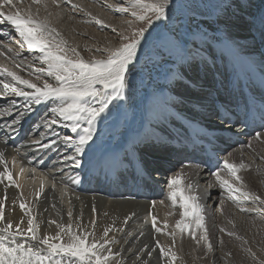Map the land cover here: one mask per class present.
<instances>
[{"label":"bare ground","instance_id":"6f19581e","mask_svg":"<svg viewBox=\"0 0 264 264\" xmlns=\"http://www.w3.org/2000/svg\"><path fill=\"white\" fill-rule=\"evenodd\" d=\"M87 1L92 2V4L87 3ZM122 1L123 0H119L118 2L121 3ZM175 1L176 0H174V3ZM226 1H228V3ZM110 2L107 0H86V2L84 0H70V2L69 0H58L59 6H57L52 3V0H42V3L40 4H35L32 0H13L12 6H6L14 14L16 12H20L22 15L33 14L38 15L39 19L47 20L49 24L61 34V37L67 41V47L75 48L83 59L87 61L91 60L93 57L96 59H106L107 57H101L100 52L102 50L108 52L109 50L114 49L113 45L116 40L110 35L111 30L108 29L109 27L107 26L112 23V14L117 13L118 15H121V13L117 10L120 8V5L117 6ZM238 2H240V0L216 1L217 8L209 13L205 19L206 21L204 20L206 24H208L207 27L205 25V30L200 31L199 33L196 32V37L193 39V42L186 41L185 47L180 52V58L174 55L177 61L170 62V65L165 64V68L163 69H166L169 73L167 77L163 79V83L167 84L166 87L160 89L146 86L150 97L164 95L166 92L170 91H176L179 93L184 91L189 95H197L196 91L192 89L190 85H185V80H182V78L190 80L196 77L197 82L202 79L198 74L200 71L199 67L205 66L207 60L213 59V53L218 52L220 46L223 45V50H226V47L231 44L239 45L245 41L247 35L248 37H253L255 40L258 39V42H262L259 28L260 14L263 11L256 13V10L249 9L248 5L253 3V5L258 8L257 11H261L264 8V0H246V5L243 7L244 11L234 9ZM228 5H231V7L228 8ZM100 6L103 9L99 8ZM78 8L83 11L85 10L84 17H79V14L82 11L78 12ZM104 9L108 10L109 13H105L104 11L106 10ZM101 11H103L104 14ZM224 13H226V15H223ZM193 16L191 18H193ZM253 17L255 18V26L250 27L248 21L253 19ZM96 19L101 20L102 23H95ZM198 20L201 19L199 18ZM222 20L226 21V24H220V21ZM79 22L88 24L85 31L81 29ZM114 22L116 21H113V23ZM213 23H216V26H218L216 30L210 28ZM234 26H238L242 29L236 31L234 30ZM219 28L220 30H218ZM102 29L103 33H101ZM210 29L211 31L213 30L215 37L208 38L209 34H212V32L209 31ZM77 33H81V37L87 35L93 40V45L90 44L89 46L88 43V45H86L93 51L90 50L89 52L86 47L87 52H82L84 50H82L78 42L81 40L78 38V41H76L77 39H75ZM155 36L156 32H152L149 39H152ZM19 39L18 36V38H14L10 41L8 48L12 49L11 52L6 48L7 54L5 56L4 69L16 73L23 79L31 80L32 82L37 83L38 86H42L44 79H47L49 83L55 84L56 82L53 78L35 71L37 68L47 67L38 59L41 54L35 50H28L26 45L21 47V45L17 43ZM187 42H189V44H187ZM145 45L146 44L142 41L141 47L138 49L140 60L136 67L144 63V59L147 58L145 55L148 46L144 48ZM97 49H99V51H97ZM256 52V47L251 45L240 53L242 58L245 57V54L251 55V57L247 58L244 62L246 69L256 66L257 61L252 60L254 57L253 55ZM17 53H19V55H17ZM69 56H72L71 52H69ZM160 69L162 68L160 67ZM37 75L41 76V80L36 79ZM3 76V83H12L19 87L20 84L13 81L11 77L6 74H3ZM143 84L146 85L153 83L150 82V79H145ZM24 87L25 86L21 85V88ZM97 87L101 86L97 85ZM25 90L32 91L27 88H25ZM138 102L144 104V100L140 97ZM147 104L150 105L148 112V114H150L156 103L151 104L149 99ZM144 117L145 114L143 112L138 114L135 119H128L127 122L121 117L117 121L116 126L139 128L141 120ZM98 125L99 124L96 126ZM30 149L34 151L30 154V156H32L30 158L37 159L38 156L35 155V153L38 152L36 151L35 146L31 144ZM63 153L66 154L64 151ZM61 159L62 156L59 157V160ZM58 166L59 168H56L55 170L57 171H54V173L57 182L60 183L63 177L58 171H62L67 175L72 174L66 165H60V163H58ZM173 166L175 165L170 164L168 168H172ZM15 168L18 171V178L20 181L18 185L23 190L22 194H26V189L29 186L27 184L39 185L42 182L43 189L46 188L45 184L47 183L56 185V183L51 181L45 182L44 184L43 181L46 179L45 176L39 173L36 169H33L35 172L33 176L31 175V177H27V171L30 168L27 166H21L19 161L15 162ZM21 168H23L22 173ZM3 170L4 165L0 164V171ZM177 170H179L183 176L193 175L192 184L195 187H199L207 181L206 170L202 171V168L199 175L195 174L192 170L185 168H177ZM0 179H2V182H0V201L3 202L5 216V221L0 222V227H4L7 221H11L13 224V232H15V225L18 223L21 228H26L27 219L29 218L27 211L29 209L31 211V216L35 217V222L39 225L40 231L38 232V235L41 237L45 234L54 235L58 230L55 224H49V221L51 220H55L60 224L72 223L73 231H77V225H80L81 231L86 228L89 232L92 227L91 222L95 221V235L97 238L102 235L104 228H111L108 239L114 238V242L109 246L112 248L113 253H116L111 264H145V262H147V264H192L191 261L195 264H218L219 262V264H222L221 261H224L227 258H229L228 260H233V262L240 260L239 257L242 259L244 257L248 258V261H251V259L262 260L264 258V255L261 256L258 251H256V247L253 243L258 236L264 242V228L262 226L264 223V211L261 210L264 209V205H261L258 201L251 198L244 200L241 197L237 202V209L239 211L233 212V208H228V204H232L233 200L229 198L230 194L227 189L222 188L221 186L219 188V184H215L211 190L213 193L212 197L215 199L216 204H213L207 218L203 219L204 228L197 230L195 220L183 217V222L191 225V228L189 229L190 231L197 230L198 239L204 235L206 229L208 240L212 245L211 250H209L208 247H204L206 242L203 240H200V243L197 244L196 239L184 237L182 240L174 236L164 226L158 227L156 226L157 224H155V227H153V224L151 225L152 221L150 220V215L155 214L157 217V210L159 207H151L149 210V206L146 203L133 200H104L100 203L87 195L81 196L78 199L72 198L71 200L68 198H60L59 200L56 197L48 199L46 195L49 191L43 194L40 193L39 197H37L36 192L38 190L25 201L23 200V197H21V193L18 192V189L15 188V185H13L6 176ZM56 186L58 188L62 187L61 185ZM241 189L244 192L251 193L252 196L259 195L264 199V176L251 175L247 177L243 181V188ZM217 194L220 195L216 197ZM236 195L240 196L238 193H236ZM20 203H25L27 208L21 210L19 207ZM65 205H67L69 209L70 207L73 209L71 218H69L68 212H66L63 207ZM255 207H257L258 210H255ZM242 208L247 209V211H243L245 216H242L241 214L243 213L241 211ZM93 209H95V211H93ZM150 211L151 213L149 214ZM162 216L166 218L164 215H161V217ZM175 216L178 221L182 219V214L177 213ZM21 220H23V223H21ZM125 220H127L126 223ZM157 229H160V231H157ZM221 229H224L223 236L219 232ZM158 232H160V237L157 236ZM229 232L233 233V235H229ZM246 232H248V236L245 234ZM161 239L165 240L166 244H164L165 242L163 243ZM65 240H67V237H65ZM243 242H246L245 248H242L244 245ZM248 244H250L251 247L248 246ZM160 248L166 250L170 249L175 252L177 259L173 262L170 257L163 256L160 252ZM180 250L183 251L180 252ZM192 250L195 252L193 253ZM149 251H151V256L147 254ZM183 252H185L186 255L182 254ZM252 253H255V256H253ZM242 259V262H240L241 264H243ZM226 263L227 262L225 261L224 264Z\"/></svg>","mask_w":264,"mask_h":264},{"label":"snow or ice","instance_id":"6c2138e0","mask_svg":"<svg viewBox=\"0 0 264 264\" xmlns=\"http://www.w3.org/2000/svg\"><path fill=\"white\" fill-rule=\"evenodd\" d=\"M35 4L42 3V0H32ZM70 2V0H69ZM131 4V15L142 22V26L138 27L131 36L121 35V39L128 41L122 43L118 48L109 50L106 59L84 60L75 48H68L61 34L52 27L45 19H39L38 15L28 14L22 15L20 12L15 14H6L0 11V24L11 25L15 33L18 34L17 43L27 46V49L38 51L41 55L38 57L40 62L47 67L37 68L35 71L40 74H46L56 82L49 83L47 79L43 80L42 86L7 69L0 70V75L6 74L13 81L24 88L17 87L16 84L3 83V89L6 92L16 96L23 97L25 103L17 108L15 100L9 101L11 106L16 109L11 125L20 124L26 117L34 112V106L41 105L45 101L52 100L56 106L50 108L52 114L49 119L45 114L41 117V124L38 127L51 128L52 125L59 121L57 117L63 121H70L65 127H70L71 132L77 133L78 140L73 141L71 136L61 137V142L65 144H76V152L82 154L85 145L93 140V126L102 115L109 110V106L116 100L125 99V89L129 86L128 76L136 72V65L140 60L138 49L141 47L142 41L151 48V56L157 63H168L173 55L179 53L186 42L181 41L176 33L168 27L163 21L170 19L169 10L174 5V0H129ZM53 4H58V0H52ZM12 6L13 0H3L0 3V9L5 6ZM246 5V0H240V7ZM231 7V5H228ZM121 12H129V8L120 7L117 9ZM139 10V11H137ZM160 22V23H158ZM95 23L101 24L99 19ZM250 27L255 26V18L248 21ZM260 36L264 39V12L260 14ZM152 32H156L154 40L149 39ZM11 52L12 49L8 48ZM99 51V49H97ZM69 52L72 56H69ZM19 55V53H17ZM75 57V58H73ZM37 80H41V76H36ZM100 85L101 87H97ZM25 88L32 91H26ZM5 113L0 112V115ZM7 115H12L8 112ZM81 121H86L87 127H81ZM78 129L80 130L78 132ZM164 130L162 129V132ZM264 136L262 133H256V139L260 140ZM42 148H51L56 144L55 140L43 143L40 140L33 141ZM251 145H249L250 147ZM75 161V166L79 167L81 161L76 157H69ZM15 163V161H13ZM0 164L4 165V170L0 171V178L7 179L15 185L12 173L8 168L5 154L0 152ZM225 168L231 173L237 182L241 184L243 181L237 174L241 169L246 167L242 162L237 165L229 161L224 162ZM23 168H21V173ZM216 179L222 188H226L229 192V198L237 201L242 197L244 200L253 199L264 205V199L259 195L252 196L249 192L242 191L241 187H236L229 180L224 179L219 173H215ZM2 182V179H0ZM182 183L180 174L173 177L170 181L169 199L173 205L176 203V197L179 194L181 203L180 207L184 209L182 219L176 222V227L181 231L190 229L191 225L183 222V217L191 216L195 220L197 228H204L201 215V206L196 202L195 196H185L184 189L179 188ZM19 187V185H15ZM188 185V188H191ZM43 185H41V190ZM236 193H240L237 196ZM37 192L36 196L39 197ZM21 210L27 208L25 203H20ZM95 211V209H93ZM247 211V209H241ZM29 218L27 219L26 228H21L20 224L15 225V232L12 231L13 224L7 221L4 227H0V264H111L113 257L112 248L109 246L114 242L108 239L111 228H104L102 235L97 238L95 235V221H92L93 231L89 232L86 228L82 231L81 226L77 225V231H73V224H60L55 220L49 221V224H55L58 229L54 235L45 234L42 237L38 235L40 231L39 225L35 222V217L31 216L30 209L27 211ZM69 218L72 217V211L68 212ZM156 218L153 217L152 223L155 227ZM5 221L4 205L0 201V222ZM127 220H125V223ZM23 223V220H21ZM160 231V229H157ZM224 231V229H221ZM197 244L200 240L207 243V247L211 250V243L208 242V235L205 229L204 235L199 239L196 238L195 232L190 233ZM229 235L233 233L229 232ZM24 238L18 240L17 237ZM67 237V240H65ZM91 237V239H90ZM160 252L165 257H170L174 262L177 259L176 253L170 249L160 248ZM151 256V251L147 253ZM255 256V253H252ZM147 264V262H145ZM264 264V262H262Z\"/></svg>","mask_w":264,"mask_h":264},{"label":"rangeland","instance_id":"374dc122","mask_svg":"<svg viewBox=\"0 0 264 264\" xmlns=\"http://www.w3.org/2000/svg\"><path fill=\"white\" fill-rule=\"evenodd\" d=\"M84 1L86 2V0H84ZM107 1L108 2L112 1L110 3H113L114 5H117V6L120 5L119 7L129 8V12H123L122 13L120 11L121 15H118L117 13L112 14L113 15L112 16V23L107 26V27H109L108 29L111 30L110 35L114 37V40H116V41H114L115 43L113 45V48L116 49L122 43L128 42V41L122 40L121 39V35H127V36L130 37L131 34L133 33V31H135L138 27L142 26V22H140L139 20H137L136 18H134L131 15V4H130L129 0H123L121 3L118 2L119 0H107ZM216 1L217 0H214V1L213 0H176L175 3H174L175 7L171 8V11H170V14H169L170 19L167 20L165 24H167L168 27L171 28L176 33V35L178 36V38L181 41H184V42H186V41L193 42L194 41L193 39L196 37L195 36L196 35V32L199 33L200 31L205 30V25H206V27L208 26V24H206V22H205L206 21L205 19L209 15V13H211V11H214V9L217 8ZM87 3L92 4V2H89V1H87ZM212 3H214V4H212ZM236 6L239 8L240 7V2H238L236 4ZM99 8H101V6ZM79 9L80 8L77 9L78 12L79 11L80 12L82 11L81 12L82 14L80 13L79 14V17L80 16L81 17H84L85 10L83 11V10H81V9L79 10ZM101 9H103V8H101ZM70 10H71V8H70ZM104 10H106V9H104ZM106 11H104V12L108 14L109 13L108 10H106ZM137 11H139V10H137ZM101 12L104 14L103 11H101ZM198 15H200V16H198ZM223 15H226V13H224ZM192 16H193V18H191ZM194 18H197V19H194ZM199 18L201 20H198ZM113 21H116V22L113 23ZM203 23H204V25H203ZM82 24L83 25L85 24V25L83 26ZM220 24H226V21L222 20V21H220ZM79 25L81 26V29H83V31H85L86 30V26L88 24L87 23H84V22H82V23L79 22ZM216 25H217L216 23L215 24L213 23L210 26V28H213L214 29V27ZM234 28H236V26ZM236 29H239V28H236ZM209 31H211V29ZM101 33H103V29L101 30ZM81 35H82L81 33H77V35L75 37V39H77L76 41H78V38H79V40H81V41H78L79 44H80V46H81V48H82V50H84V51H82V50L81 51L82 52H85V51L87 52V48H88V51L89 52H90V50L93 51L91 48H89L88 46H86L88 44H89V46H90V44L93 45V43H92L93 40L90 39V37L87 36V35H85V36L83 35V37H81ZM209 35H211V33ZM189 38H191V39H189ZM83 39H85V40H83ZM89 42H91V43H89ZM73 43H75V42H73ZM81 43H83V44H81ZM185 45H184V47H185ZM146 46H148L147 47L148 49H147L146 55H145V56H147V58H145V61H144L145 65H143L141 69L137 68L136 69V72L134 74L130 75L129 78H127L130 83H129V86L125 89V93H124L125 95H134L135 94L134 91L141 92L142 91V88L141 87H142V84H143V82H144L145 79H150V82L151 83L157 84V85L161 86L162 85L161 84L162 77L159 76V75L162 72H163V74L165 73L166 69H163V68H165L164 67L165 64H169L172 61L173 62L174 61H177L176 58L173 55V59H171L170 62H168V63H157V62L154 61L153 57L151 56V48L147 44L144 46V48ZM180 52L177 53V54H175V56L180 58V56H181V53ZM108 54H109V51L107 52L106 50H102L100 52L101 57H107ZM160 67L162 69H160ZM137 100H139V97H137ZM117 101L118 102H126V103H128V100H127L126 96H125V99H123V100H117ZM135 103H136V101H133V106L134 107H136ZM110 109H112L111 106H109V110ZM129 119H131V118H129ZM255 210H258V208L255 207ZM261 210L264 211V209H261ZM234 211H235V209H234ZM241 214H242V216H245V213L244 212L241 213ZM262 226L264 228V223H263ZM245 234L248 236V232H246ZM255 239H256V241H255L256 243L254 241H253V243H254V246L256 247V251H258L259 255L262 256V255H264V242H263V240L261 238H259V236L257 238H255ZM243 244L244 245L242 246V248H245L246 242L245 243L243 242ZM250 244H251V242H250ZM250 244H248V246L251 247ZM205 246H207V244ZM181 251H183V250H180V252ZM192 252L194 253L195 251L192 250ZM182 254H185L186 255L185 252H183ZM256 256H258V255H256ZM258 258H260V257L258 256ZM228 259L229 258H227L224 261H221V263L224 264L225 261L227 262L226 264H233V263L234 264H238V263L242 262L241 261V259H242L241 257H239L240 260L234 261V262H233V260H231V259L228 260ZM242 260H243V264H245V262H246V264H262V262H264V258L262 260L261 259H258V260H255V259L252 260L251 259V261H248V258H245L244 257ZM230 261L233 262V263H231ZM191 263L192 264H195L193 261H191Z\"/></svg>","mask_w":264,"mask_h":264}]
</instances>
